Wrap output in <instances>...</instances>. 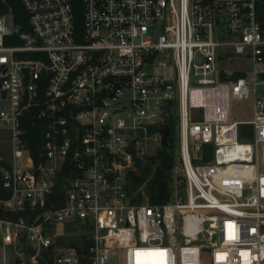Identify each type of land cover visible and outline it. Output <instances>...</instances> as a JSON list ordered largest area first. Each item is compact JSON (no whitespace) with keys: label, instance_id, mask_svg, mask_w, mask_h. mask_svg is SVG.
<instances>
[{"label":"built area","instance_id":"2783aa9c","mask_svg":"<svg viewBox=\"0 0 264 264\" xmlns=\"http://www.w3.org/2000/svg\"><path fill=\"white\" fill-rule=\"evenodd\" d=\"M19 1L26 20L0 13L8 264H205L203 251L206 264H264L257 0ZM237 59L251 71L227 69ZM169 66L172 77L158 71ZM242 99L252 101L251 118L235 114ZM30 115L44 127L38 158ZM172 116L179 163L171 181L179 171L184 193L134 201L129 171L153 154L150 143L162 146L159 126Z\"/></svg>","mask_w":264,"mask_h":264},{"label":"trees","instance_id":"16d2710c","mask_svg":"<svg viewBox=\"0 0 264 264\" xmlns=\"http://www.w3.org/2000/svg\"><path fill=\"white\" fill-rule=\"evenodd\" d=\"M9 9L13 10L17 20H22L19 14L23 11L25 12V9L19 0H0V13ZM256 9L258 11L259 21L264 23V0H257ZM26 124L29 125L28 139L31 141L33 147L31 153L35 158H38L36 152L42 140L41 137L44 127L41 125L39 119L31 115L26 119ZM171 130L170 124L169 151L164 146H161L155 153L139 159L135 164V169L129 171L130 189L140 188L134 201L141 202L145 198L151 203H162L169 197L171 178L170 181H166L164 173L172 169L174 154L172 152L173 136ZM181 179L184 182V179ZM4 214L9 213L0 209V216Z\"/></svg>","mask_w":264,"mask_h":264},{"label":"rangeland","instance_id":"374dc122","mask_svg":"<svg viewBox=\"0 0 264 264\" xmlns=\"http://www.w3.org/2000/svg\"><path fill=\"white\" fill-rule=\"evenodd\" d=\"M20 17L22 20H26L27 16L26 13L23 11L20 14ZM15 44H19V42H14ZM222 65H224V63H221ZM227 69H236V70H241V71H251L252 68V63L249 60L244 61L243 59H237L234 60L232 63H230L229 65H226ZM159 72L163 73L165 76L168 77H172L173 75V68L172 67H165L163 69H158ZM237 73H240V71H236ZM234 110H235V114L237 117L239 118H251L252 117V101L250 99H242L241 101H235L233 104ZM170 124H171V132H172V136H173V147H172V152H173V160H172V166L173 165H177L179 162L178 157H176L177 155V146H178V142H177V138L179 135L178 134V119L175 117H171L170 119ZM0 144H1V151L2 153L6 156V157H11L10 156V140H8V135L5 132H1L0 133ZM158 146L157 143H150L149 148H148V153H154V151H156L157 149H155ZM171 166V168H172ZM181 175V173L178 171V173H175V169L172 170V178L173 180L170 181V193H174L175 190L177 191V193H179L180 195H183L184 193V186L185 184L183 183L182 176L178 177V181L176 183H174V177L176 175ZM177 185V187H176ZM140 188L134 189L132 190V193L134 195V198L137 196V192L139 191ZM147 199H143L141 200L140 203H146ZM68 240H75L77 241L79 239L78 233H76V231H71L68 235ZM5 257L9 260L12 257L10 248L7 245H2L1 243V238H0V264H8L6 263L7 261H5ZM202 262L203 263H208L209 262V254L207 251H203L202 253ZM114 260L110 259L108 261H105V264H113Z\"/></svg>","mask_w":264,"mask_h":264},{"label":"water","instance_id":"95a60500","mask_svg":"<svg viewBox=\"0 0 264 264\" xmlns=\"http://www.w3.org/2000/svg\"><path fill=\"white\" fill-rule=\"evenodd\" d=\"M159 135L161 136V145L166 148L167 151L170 149V124L167 122H163L159 126ZM166 181H170L171 171L167 170L164 173ZM44 264V263H42Z\"/></svg>","mask_w":264,"mask_h":264},{"label":"crops","instance_id":"0c3cea01","mask_svg":"<svg viewBox=\"0 0 264 264\" xmlns=\"http://www.w3.org/2000/svg\"><path fill=\"white\" fill-rule=\"evenodd\" d=\"M4 155V154H3ZM9 248H10V246L9 245H7ZM11 251V250H10ZM5 261H7L6 263H9L10 261H11V258L8 260L6 257H5Z\"/></svg>","mask_w":264,"mask_h":264}]
</instances>
